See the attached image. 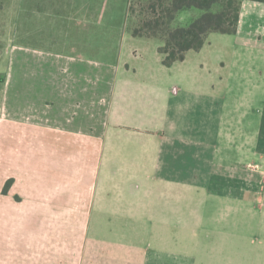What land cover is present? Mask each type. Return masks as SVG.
I'll return each mask as SVG.
<instances>
[{
    "label": "crops",
    "instance_id": "1",
    "mask_svg": "<svg viewBox=\"0 0 264 264\" xmlns=\"http://www.w3.org/2000/svg\"><path fill=\"white\" fill-rule=\"evenodd\" d=\"M229 36L211 64L248 98L232 110L222 78L193 101L159 52L161 73L102 76L81 57L12 47L0 264H264V3L243 1Z\"/></svg>",
    "mask_w": 264,
    "mask_h": 264
},
{
    "label": "rangeland",
    "instance_id": "2",
    "mask_svg": "<svg viewBox=\"0 0 264 264\" xmlns=\"http://www.w3.org/2000/svg\"><path fill=\"white\" fill-rule=\"evenodd\" d=\"M150 2L151 0H0V78L9 72L12 47L35 57L58 51L81 57L95 64L97 74L102 76L115 72L117 67L125 74L161 73L155 61L158 48L161 44L163 46V42L134 35V30L140 26L142 19L140 13ZM131 4L135 7L134 14L129 11ZM205 13L198 8L183 11L172 26L187 28ZM230 40H233L232 36L213 34L206 41V46H209L206 51L204 47L200 51H190L184 62L168 70L181 90L188 97L193 96V101H197V96L200 95L198 93H203L201 95L204 99V93L213 92L216 88L213 86L222 78L226 89L221 88V92H225V95L218 99L226 101L227 109L232 110L238 100H241L242 105H249L248 98H236L228 93L227 85L231 86L233 83L228 80V69L219 72L211 64L217 54L227 55L224 43ZM215 45L217 48L213 53L215 50L212 51L211 47ZM136 55L140 57L137 58ZM195 105L188 120L198 122L200 119L195 116L204 112V107ZM193 132L201 135L197 129ZM108 149L110 152L111 148ZM196 200L202 201L204 197Z\"/></svg>",
    "mask_w": 264,
    "mask_h": 264
},
{
    "label": "trees",
    "instance_id": "3",
    "mask_svg": "<svg viewBox=\"0 0 264 264\" xmlns=\"http://www.w3.org/2000/svg\"><path fill=\"white\" fill-rule=\"evenodd\" d=\"M243 1L264 3V0H151L140 13V26L134 30L137 37L158 39L163 46L158 49L162 64L168 68L182 63L190 51H200L212 33L235 35L240 21ZM191 8L206 13L187 28H174L176 17ZM134 14L135 7L129 9ZM9 182L4 193L9 190Z\"/></svg>",
    "mask_w": 264,
    "mask_h": 264
}]
</instances>
